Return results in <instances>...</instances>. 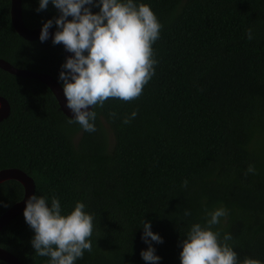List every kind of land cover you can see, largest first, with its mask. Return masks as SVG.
<instances>
[{"label":"trees","instance_id":"16d2710c","mask_svg":"<svg viewBox=\"0 0 264 264\" xmlns=\"http://www.w3.org/2000/svg\"><path fill=\"white\" fill-rule=\"evenodd\" d=\"M11 1L0 0V59L63 87V48L19 36ZM133 3L149 5L162 25L152 45L154 75L140 97L95 106L90 133L69 123L47 85L0 69V97L11 110L0 122V171L25 173L34 195L49 207L56 197L62 215L85 205L93 216L92 251L75 264H146L144 220L163 240L151 242L158 264H181L191 226H206L208 213L221 207L227 216L211 230L221 242L231 235L237 264L245 258L264 264V0ZM38 8L39 0H22L25 26L52 20L50 29L60 30L59 10L51 2ZM250 165L255 174L247 172ZM23 196L18 181L1 183L0 217ZM34 235L21 213L0 231V248L22 264H50L35 253Z\"/></svg>","mask_w":264,"mask_h":264},{"label":"clouds","instance_id":"9594fccd","mask_svg":"<svg viewBox=\"0 0 264 264\" xmlns=\"http://www.w3.org/2000/svg\"><path fill=\"white\" fill-rule=\"evenodd\" d=\"M59 10L55 20L58 29L54 45L63 44L66 51L74 55L62 65L59 79L63 81V93L67 107L74 114L69 123H78L83 130L95 132L96 112L89 106H103L105 101L119 99L131 102L140 97L144 86L154 75L153 43L159 39L162 25L147 4L137 6L133 0H39L37 11L46 10L49 3ZM99 7L93 14L91 7ZM71 17V21L68 20ZM53 21H47L40 34V41L49 37ZM248 39L252 32L248 30ZM87 53V55H85ZM115 115V113H111ZM137 112L126 117L130 123ZM92 121V122H90ZM248 173L255 174L250 165ZM187 185V181H184ZM85 205L77 202L68 215L61 214L60 201L53 197L49 207L47 198L31 196L26 203L23 216L34 230L32 247L41 257H50V264H75L85 250L92 251L90 237L93 231V216L87 214ZM185 215L190 213L185 212ZM206 226L193 224L183 241L181 264H237V253L227 243L232 237L211 230L227 216L223 207L208 213ZM141 239L149 247L141 252L146 264H158L161 257L155 255L151 242L163 243L162 238L151 231V223L143 221ZM243 264H261L257 259L245 258Z\"/></svg>","mask_w":264,"mask_h":264},{"label":"water","instance_id":"95a60500","mask_svg":"<svg viewBox=\"0 0 264 264\" xmlns=\"http://www.w3.org/2000/svg\"><path fill=\"white\" fill-rule=\"evenodd\" d=\"M11 22L13 28L17 34L28 41H37L40 40L41 29H29L25 26L22 17V0H12L11 1ZM58 30L49 29V37L47 40L53 41L54 35ZM63 48L65 61L67 58L72 57L74 54L66 51L63 44H59ZM0 69L15 75L17 77L36 79L45 85L51 90L55 96L60 110L70 119H74V114L67 107V98L63 93V87L57 82L53 77L26 71L15 68L12 64L7 62L4 59H0ZM91 111L92 108L89 106L87 109ZM10 105L6 99L0 97V122L8 118L10 115ZM15 180L18 181L24 187V196L20 202L14 204L9 208L1 217H0V231L15 217L24 212L27 200L35 194V184L34 181L28 177L25 173L18 169H5L0 171V184L6 181ZM0 260L8 264H22L15 256L0 248Z\"/></svg>","mask_w":264,"mask_h":264}]
</instances>
